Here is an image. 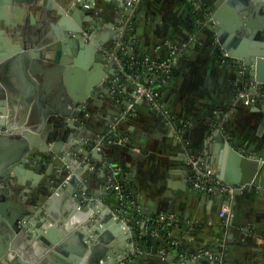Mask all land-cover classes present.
Returning <instances> with one entry per match:
<instances>
[{
  "label": "crops",
  "instance_id": "1",
  "mask_svg": "<svg viewBox=\"0 0 264 264\" xmlns=\"http://www.w3.org/2000/svg\"><path fill=\"white\" fill-rule=\"evenodd\" d=\"M219 1L138 0L130 20L126 14L125 18L117 16L124 13L125 0L119 1L123 5H116L118 0H95L88 5L94 10H81L79 15L83 29L101 25L98 32H113L112 36L122 38L125 44L119 55L126 73L116 72L112 85L115 98L106 100L105 93L99 94L87 105L85 115L89 119L85 128L92 140L100 136L102 127L105 132H112L102 145L94 141L93 148L88 147L97 148L102 154L100 158L91 156L89 175L87 170L78 172L85 194L102 193L101 179L103 175L108 178L111 169L120 184L124 182L134 190L130 196L134 215L131 211L119 212L125 214L121 216L126 228H139L141 220H147L149 227L146 234L139 233L143 237L135 240L136 250L122 264H208L200 258L203 256L214 262L203 254L205 250L221 256L223 264H264V95L252 104L239 99L242 90H250L243 71L225 62L216 49V34L205 26L208 13L217 9ZM26 8L22 18L31 11L30 6ZM18 10V5H6L0 20L8 39H12L5 31L8 21L22 19ZM227 11V20L233 21L232 11ZM89 14L97 23L87 19ZM263 15L264 9L254 20L258 22ZM57 22V17L48 21L51 35L43 43L56 39ZM173 45L179 52L171 75L151 85L163 107L164 112H160L146 96H132L138 83L150 85L151 79L148 68L137 62L166 58ZM15 102H7L8 125H15L18 130L20 126H35L36 103L23 99ZM110 121L114 124L109 127ZM84 140L91 142L88 137ZM229 141L237 152L244 151L241 157L225 149ZM64 146L68 154H74L69 140ZM189 154L200 156L217 178L237 188L238 193L229 198V218L219 214L225 196L205 192L192 183ZM258 155L263 157L256 158ZM43 169V161L36 162L34 170ZM50 171L48 167L46 173ZM46 179L44 176L41 181ZM101 200L114 209L118 206L115 191L112 195L103 194ZM65 214L66 208L58 207V219ZM162 214L174 215L176 224L160 220ZM166 225L171 227L166 228L164 235L162 228ZM119 234H123L121 230ZM121 245L118 242L115 249L119 251Z\"/></svg>",
  "mask_w": 264,
  "mask_h": 264
},
{
  "label": "water",
  "instance_id": "2",
  "mask_svg": "<svg viewBox=\"0 0 264 264\" xmlns=\"http://www.w3.org/2000/svg\"><path fill=\"white\" fill-rule=\"evenodd\" d=\"M119 1L115 4L123 5ZM125 1L124 13L117 16L125 18L126 14L131 20L133 2ZM221 1L217 9L208 13L205 26L216 34V49L225 62L243 71L250 91L264 93V15L258 22L254 20L264 9V0ZM94 2L0 0V20L6 5H18L22 18L26 6L35 4L51 6L58 20L53 42L34 40L21 45L5 36L0 22V130H17L0 133V264H122L136 250L137 226L126 228L121 216L125 214L101 200L103 194L114 192L106 188L110 184L107 177L103 175L101 179L103 192L95 194H85L78 181L79 170H87L89 175L91 167L81 159L85 155L102 157L97 148L92 152L88 147L82 150L84 138H90V147L96 139L92 140L85 128L89 120L85 116L87 105L101 93L107 95L106 100L115 98L112 85L118 71L110 59L117 36L98 32L101 25L90 29L81 25V10H94L88 6ZM228 9L233 21L226 18ZM87 19L97 23L91 14ZM21 99L36 103L38 123L18 130L8 125L7 102ZM108 123L109 127L114 124ZM105 131L102 127L98 132ZM68 140L74 154L71 149L70 154L66 151L64 143ZM234 147L229 141L225 149L241 157L244 151L237 152ZM130 152L134 153L132 148ZM257 157L261 159L263 155ZM41 161L44 169L37 172L36 162ZM48 167L51 171L46 173ZM44 176L47 179L41 181ZM58 207L66 208L60 220L56 215ZM118 242L123 243L119 251L114 246ZM200 258L217 264L204 256Z\"/></svg>",
  "mask_w": 264,
  "mask_h": 264
},
{
  "label": "built area",
  "instance_id": "3",
  "mask_svg": "<svg viewBox=\"0 0 264 264\" xmlns=\"http://www.w3.org/2000/svg\"><path fill=\"white\" fill-rule=\"evenodd\" d=\"M137 1L138 0H132L133 12H135L134 8L138 4ZM198 6L200 7V5L197 4V7ZM90 33L89 35H91ZM124 45L125 44L124 42H122V38L121 39L116 38V41L112 45V51L110 57V59H112L114 63L116 62L118 64L119 72L122 73H126V66L122 62L119 52H122V50L125 47ZM178 52H179V48L173 45L170 48V55L167 56L166 58L139 59L137 65L141 64L144 67H147L149 70V73L151 75V79L149 83L150 85L138 83L137 88L134 89V91L132 92V96L134 98L146 96L151 100V102L153 103V105L157 110H159L160 112H164L163 107L161 106V103L157 100L155 96V92L152 89L151 85L158 81H165L166 78H168L171 75L173 70V64L176 61ZM262 95H264V93L257 94L256 92L254 93L251 92L250 90L244 89L240 92L239 99L245 104H252L257 102ZM170 127L173 129V125L170 124ZM13 131L15 130L9 127H4L3 129L0 130V133H12ZM110 134L111 133H108V135L100 134V136L96 137L95 142H97L98 145L100 144L102 145ZM89 145L90 142H88V140H84L82 147L83 148L90 147ZM92 148H90V151ZM90 158L91 156L85 155L81 159V163H91ZM187 164L189 165L190 179L196 188L208 193L220 194L226 197L225 202H223V205L221 206L219 214L222 218L227 219L228 217H225V214H230V215L232 214L231 202L229 201V198H231V196H234V192L236 191L237 188L217 178L214 170L205 166L202 163L200 156H197L195 154H189L187 158ZM107 180L110 182V185L108 186L112 187L113 191H115L118 196V206L115 209L118 212L119 211L127 212V207H130V205L134 204V200L124 193V190L121 184L119 183L117 175L115 174V171H113L112 169L109 170L108 172ZM160 220L165 221L169 224H176V217L174 215L164 216L162 214ZM148 227H149V222L147 220H141L139 224V228H137V230H139L138 234L139 233L141 235L146 234L148 232ZM203 254L208 256L217 264H223L224 262L221 256L215 254V252H212L210 250H205Z\"/></svg>",
  "mask_w": 264,
  "mask_h": 264
},
{
  "label": "rangeland",
  "instance_id": "4",
  "mask_svg": "<svg viewBox=\"0 0 264 264\" xmlns=\"http://www.w3.org/2000/svg\"><path fill=\"white\" fill-rule=\"evenodd\" d=\"M30 8L31 11L29 12V16L27 18L24 17L21 20L17 19L18 21L7 24V28L5 30L7 36L14 38L15 41L21 44H26L29 41L33 42L34 40L39 42L47 41L51 35V31H48V21L51 20V17H53L54 20L56 19V10L50 9L51 6H44L42 4L30 5ZM25 21L26 24L24 25L23 23H25ZM40 38L43 39L40 41ZM115 65L119 72L118 64L116 63ZM108 133L109 132H104L103 134L108 135Z\"/></svg>",
  "mask_w": 264,
  "mask_h": 264
},
{
  "label": "trees",
  "instance_id": "5",
  "mask_svg": "<svg viewBox=\"0 0 264 264\" xmlns=\"http://www.w3.org/2000/svg\"><path fill=\"white\" fill-rule=\"evenodd\" d=\"M126 63H127V61L126 60H124ZM128 71L130 70V69H127ZM122 185V188H123V190H124V193L126 194V195H128L129 197L130 196H132V194L134 193V190H132V189H130L129 187H127V186H125V184H124V182L121 184ZM127 211H131V212H133V215H134V208H131V207H127ZM169 227H171L170 225H168V227H167V225H166V227L163 229L162 228V234H167V232H168V229H166V228H169ZM143 236H138V239L139 240H141V238H142Z\"/></svg>",
  "mask_w": 264,
  "mask_h": 264
},
{
  "label": "bare ground",
  "instance_id": "6",
  "mask_svg": "<svg viewBox=\"0 0 264 264\" xmlns=\"http://www.w3.org/2000/svg\"><path fill=\"white\" fill-rule=\"evenodd\" d=\"M41 9V8H40ZM51 12V11H50ZM54 12V11H53ZM57 13V12H56ZM32 31V30H31ZM45 35V34H44ZM48 35V34H47Z\"/></svg>",
  "mask_w": 264,
  "mask_h": 264
}]
</instances>
